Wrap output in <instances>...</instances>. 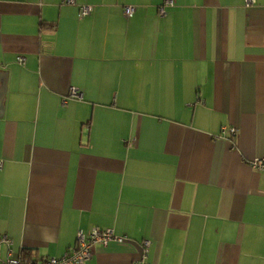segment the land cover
<instances>
[{
    "label": "crops",
    "instance_id": "1",
    "mask_svg": "<svg viewBox=\"0 0 264 264\" xmlns=\"http://www.w3.org/2000/svg\"><path fill=\"white\" fill-rule=\"evenodd\" d=\"M63 1L0 0L11 258L99 227L85 264H264V0Z\"/></svg>",
    "mask_w": 264,
    "mask_h": 264
},
{
    "label": "built area",
    "instance_id": "2",
    "mask_svg": "<svg viewBox=\"0 0 264 264\" xmlns=\"http://www.w3.org/2000/svg\"><path fill=\"white\" fill-rule=\"evenodd\" d=\"M65 4H74V0H64ZM245 6L248 7L254 3V0H244ZM172 5V0H163L162 5L159 7L160 16L164 15V8ZM92 8L90 6H81L80 8V17L85 18L89 16ZM133 6H124L123 13L126 17H131L134 14ZM19 62H22L23 59H18ZM70 98L77 99L78 94L75 90H72L70 93ZM226 132H229L230 135L234 136L235 130L233 128H222V134L225 135ZM1 167V162H0ZM250 167L254 170L264 172V157L254 159L250 162ZM124 239L114 234L111 229H103L99 227H94L91 229L89 234L85 236L82 232H78L77 241L73 248L67 251L63 256L59 258L55 257H45L40 260L35 259H12L10 246L12 244L11 240L6 236L0 237V249L4 246L5 248V257L0 256V264H85L93 255L95 246H107L110 242H122ZM149 242L144 241L141 244V247L146 250ZM145 257V254H144ZM135 264H143L139 261Z\"/></svg>",
    "mask_w": 264,
    "mask_h": 264
},
{
    "label": "trees",
    "instance_id": "3",
    "mask_svg": "<svg viewBox=\"0 0 264 264\" xmlns=\"http://www.w3.org/2000/svg\"><path fill=\"white\" fill-rule=\"evenodd\" d=\"M31 258V257H30ZM30 258H28V259H30Z\"/></svg>",
    "mask_w": 264,
    "mask_h": 264
}]
</instances>
